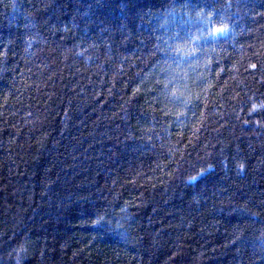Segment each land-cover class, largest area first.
I'll list each match as a JSON object with an SVG mask.
<instances>
[{
  "label": "trees",
  "instance_id": "16d2710c",
  "mask_svg": "<svg viewBox=\"0 0 264 264\" xmlns=\"http://www.w3.org/2000/svg\"><path fill=\"white\" fill-rule=\"evenodd\" d=\"M0 264H264V0H0Z\"/></svg>",
  "mask_w": 264,
  "mask_h": 264
},
{
  "label": "clouds",
  "instance_id": "9594fccd",
  "mask_svg": "<svg viewBox=\"0 0 264 264\" xmlns=\"http://www.w3.org/2000/svg\"><path fill=\"white\" fill-rule=\"evenodd\" d=\"M212 27L215 28L216 31H217V29H222V31H227L228 30V25L227 24H223V23L213 24ZM222 31H217V32H222ZM257 110H259V106L256 105V104H253L252 105V111H257ZM241 171H242V169H241Z\"/></svg>",
  "mask_w": 264,
  "mask_h": 264
},
{
  "label": "snow or ice",
  "instance_id": "6c2138e0",
  "mask_svg": "<svg viewBox=\"0 0 264 264\" xmlns=\"http://www.w3.org/2000/svg\"><path fill=\"white\" fill-rule=\"evenodd\" d=\"M217 31H222V29H217ZM254 67V66H253Z\"/></svg>",
  "mask_w": 264,
  "mask_h": 264
}]
</instances>
